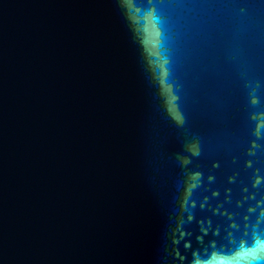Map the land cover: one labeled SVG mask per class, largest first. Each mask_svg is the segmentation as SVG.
<instances>
[{
    "label": "water",
    "instance_id": "95a60500",
    "mask_svg": "<svg viewBox=\"0 0 264 264\" xmlns=\"http://www.w3.org/2000/svg\"><path fill=\"white\" fill-rule=\"evenodd\" d=\"M262 237L264 0H0V264H252Z\"/></svg>",
    "mask_w": 264,
    "mask_h": 264
},
{
    "label": "clouds",
    "instance_id": "9594fccd",
    "mask_svg": "<svg viewBox=\"0 0 264 264\" xmlns=\"http://www.w3.org/2000/svg\"><path fill=\"white\" fill-rule=\"evenodd\" d=\"M144 21H151V23L156 28H160L161 22H160L159 16L156 13H154L153 10H151V9H149L148 13L145 15ZM162 37L163 36L161 35V37H160L161 43L159 45V49H160V54L164 55L163 54V39H162ZM153 55H156V53H153ZM175 99H176V97L173 96V100H175ZM261 239H264V237H262ZM245 251H250L253 253V255L248 257V259L252 262V264H264V251L257 250V244L255 241L248 244L245 248Z\"/></svg>",
    "mask_w": 264,
    "mask_h": 264
}]
</instances>
